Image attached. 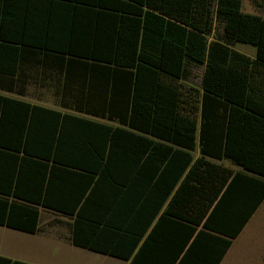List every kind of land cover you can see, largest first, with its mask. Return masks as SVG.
<instances>
[{
	"label": "trees",
	"instance_id": "obj_1",
	"mask_svg": "<svg viewBox=\"0 0 264 264\" xmlns=\"http://www.w3.org/2000/svg\"><path fill=\"white\" fill-rule=\"evenodd\" d=\"M244 1L0 0V225L36 234L45 210L127 264H221L264 201Z\"/></svg>",
	"mask_w": 264,
	"mask_h": 264
},
{
	"label": "rangeland",
	"instance_id": "obj_2",
	"mask_svg": "<svg viewBox=\"0 0 264 264\" xmlns=\"http://www.w3.org/2000/svg\"><path fill=\"white\" fill-rule=\"evenodd\" d=\"M243 20L264 26V7L255 8L251 1L245 0ZM216 30H221L219 24ZM233 48L248 56H255L256 48L253 45L235 43ZM193 72L192 81L199 84L202 68L195 67ZM42 218L41 230L36 234L0 225V254L34 264H127L122 259L74 246L69 239L70 222L66 217L44 210ZM257 218L258 215L255 222L258 221ZM254 224H249L248 230L233 251L235 263H243L242 256L257 254V244L264 246V225L254 227Z\"/></svg>",
	"mask_w": 264,
	"mask_h": 264
},
{
	"label": "crops",
	"instance_id": "obj_3",
	"mask_svg": "<svg viewBox=\"0 0 264 264\" xmlns=\"http://www.w3.org/2000/svg\"><path fill=\"white\" fill-rule=\"evenodd\" d=\"M194 155H195V158L198 157V155H199V150L198 149L194 152ZM222 162L225 165L230 166V167H232L234 169H239V167H237L235 165H232L228 160H223ZM164 207H163V209H164ZM257 215H258V218H257L258 221L255 222V218L257 217ZM250 223L251 224L255 223L254 227L262 225V224L264 225V201L260 204V206L256 209V211L250 217V219L245 224V226L243 227V229L239 233V235L233 240V243H232L231 247L229 248V250L227 251V253L223 257V259L221 261V264H264V246L260 245V244H257V246H255L257 254L253 253L252 256H242V259L244 261L243 263H235L234 262L235 258H233V256L235 255V253L233 251L237 248V245L240 242L241 237L248 230V226H249ZM1 255H3V254H1ZM244 255H246V254H244ZM231 261H232V263H231Z\"/></svg>",
	"mask_w": 264,
	"mask_h": 264
}]
</instances>
